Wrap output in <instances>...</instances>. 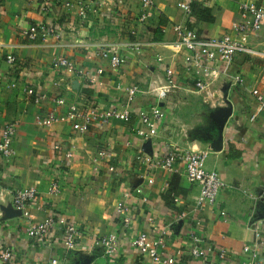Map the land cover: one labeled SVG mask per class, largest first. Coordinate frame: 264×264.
<instances>
[{
  "label": "crops",
  "instance_id": "1",
  "mask_svg": "<svg viewBox=\"0 0 264 264\" xmlns=\"http://www.w3.org/2000/svg\"><path fill=\"white\" fill-rule=\"evenodd\" d=\"M65 1L73 8L50 3L47 13L59 37L30 43L20 31L45 20L41 0H0V131L9 122L18 123L16 156L0 158V245L13 251V264H48L51 259L67 264H151L130 242L140 233L156 239L162 229H167L165 254L180 251L181 264H245L251 259L246 247L264 264V113L250 121L257 106L249 92L264 94V26L245 39L263 56L236 55L230 65L209 76L186 62L188 55L175 44L173 31L187 22L203 37H234L241 20L239 5L249 1L264 7V0H204L199 4L211 11L210 22L185 17L179 9L182 0H153L143 24L137 0ZM83 8L86 14L81 17ZM134 41L142 42L140 53L127 56L115 70L93 56L95 44ZM7 55L15 58L14 64L6 62ZM56 57L88 70L101 68L103 87L53 70ZM168 68L173 70V86L165 80ZM197 79L204 83L203 91L192 84ZM29 87L33 97L24 91ZM131 87L138 88L133 96L124 91ZM60 96L65 104L57 107L53 100ZM71 103H90L99 110L130 104L132 116L126 122L95 125L84 134L68 124L36 126L39 113H63ZM153 107L161 110L162 121L157 135L143 140L133 130L142 127L140 115ZM169 149L207 153L205 168L216 171L225 183L213 209H193L198 187L185 177L180 159L177 173L155 166ZM56 178L60 193L53 196L49 188ZM21 188L38 193L28 219L12 205V193ZM136 189L141 197L130 201L131 225L124 228L116 204ZM171 193L179 204L172 202ZM181 212L187 219L177 220ZM49 216L62 217L81 233L74 250L63 248L58 230L41 242L26 236L29 223ZM191 233L227 250L226 263L215 255L204 262L191 258ZM110 234L118 238L112 257L92 246L95 238Z\"/></svg>",
  "mask_w": 264,
  "mask_h": 264
},
{
  "label": "built area",
  "instance_id": "2",
  "mask_svg": "<svg viewBox=\"0 0 264 264\" xmlns=\"http://www.w3.org/2000/svg\"><path fill=\"white\" fill-rule=\"evenodd\" d=\"M141 8L140 23H144L150 16L154 8L153 0H137ZM204 0H182L179 3V9L182 14L190 18L192 5L199 4ZM41 15L45 20L40 23L33 24L21 29L20 35L28 42H44L48 37L58 38L56 29L51 24V17L47 15L50 3L57 6H62L67 9H72L73 5L65 0H41ZM80 12V16L84 17L85 9ZM240 22L235 28V36L222 37H203L191 30L184 24H177L173 27L175 34V44L184 52L187 53L186 62L192 68H197L204 75H211L217 71L219 67L228 66L233 61L236 55H245L249 57L263 56V54L249 47L245 39L253 33L259 32L264 26V7L258 6L253 2H243L239 5ZM143 44L141 41L123 42V43H98L93 45V56L98 60L106 63L111 69L115 70L125 64L127 56H137L140 53ZM158 61L160 58L157 57ZM6 62L10 65L14 64L15 58L12 55L6 56ZM53 70L63 71L67 76L73 77L76 80L83 81L87 85L93 87H103L101 77L104 71L101 68L88 70L76 66V64L68 58L56 57L51 61ZM166 82L173 86L174 74L173 70L168 68L165 71ZM240 82L236 78V83ZM196 89L203 91L204 83L201 79L193 82ZM120 89V87H118ZM26 95L33 97L35 91L32 88L24 90ZM130 96L138 92L137 87H131L124 90ZM250 95L256 102V111L251 116L250 121H254L256 117L264 113V94L256 89L249 91ZM57 107H62L65 104L63 97H58L53 100ZM38 103V99H35ZM132 116L131 105L116 106L107 110H99L96 106L90 103L79 106L75 103L67 105L66 111L58 113L56 110H50L45 113H39L35 117V124L40 128H49L57 124H68L71 129L78 133H87L95 125H107L112 121L126 122ZM141 128L134 129L137 137L143 140H149L157 135L158 127L162 121V112L158 107H153L149 112L142 113L139 117ZM18 123L9 122L0 131V158L11 160L16 156V151L13 147V141L17 133ZM100 157H104L105 153H99ZM65 157L70 158V154ZM180 159L183 164L184 175L187 180L198 187V195L193 201V209L201 210L204 208L213 209L217 205L220 191L225 187V183L220 178L216 171H209L205 168L207 153L205 152H179L176 149H169L164 157L156 163L155 166L169 173H177L176 161ZM141 160V157H137ZM149 162L147 159L145 160ZM112 171L113 169H109ZM149 184L153 180L148 181ZM164 190H169L168 183L164 185ZM60 193L59 180L53 179L49 194L56 196ZM38 196L35 188H21L12 193V205L18 210L23 218H29V207L36 201ZM133 197L140 198L141 190L136 189L133 193H124L122 199L116 204V213L122 219L124 228H130L131 220L128 217L130 211V201ZM174 204H179L180 200L175 193L170 194ZM141 201H146L142 198ZM224 216V213H220ZM187 219V214L181 212L177 216V220L182 221ZM151 221V219H149ZM196 229H201V222L196 221ZM58 230L63 248L66 251H72L76 248L78 241L82 239L81 233L71 223L67 222L62 217L49 216L39 223H29L25 229L26 236L34 241H43L49 236L51 231ZM166 236L167 229H162L156 239H151L146 233H140L135 236L130 245L138 251V253L149 259L151 264H181L182 253L176 252L173 255H166ZM191 249L189 256L195 260L204 262V258L209 255H215L219 263H226L229 253L227 250L219 247L208 245L201 234H190ZM92 246L103 251L106 256L112 257L118 251V238L115 234H110L95 238L92 241ZM244 252L251 253V259L245 264H262L257 252L250 251L249 248H244ZM14 253L10 248L0 245V264H13ZM48 264H67L64 260L51 259Z\"/></svg>",
  "mask_w": 264,
  "mask_h": 264
},
{
  "label": "trees",
  "instance_id": "3",
  "mask_svg": "<svg viewBox=\"0 0 264 264\" xmlns=\"http://www.w3.org/2000/svg\"><path fill=\"white\" fill-rule=\"evenodd\" d=\"M192 11H191V17L196 18L198 21L203 22H210L211 17V11L201 4H194L192 5ZM189 27V26H188Z\"/></svg>",
  "mask_w": 264,
  "mask_h": 264
},
{
  "label": "rangeland",
  "instance_id": "4",
  "mask_svg": "<svg viewBox=\"0 0 264 264\" xmlns=\"http://www.w3.org/2000/svg\"><path fill=\"white\" fill-rule=\"evenodd\" d=\"M193 84V83H192ZM195 87V86H194ZM198 90V89H197ZM199 91V90H198Z\"/></svg>",
  "mask_w": 264,
  "mask_h": 264
}]
</instances>
